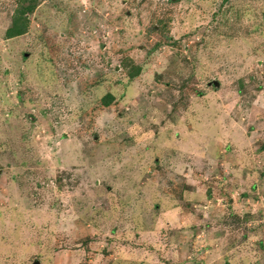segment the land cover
<instances>
[{
    "label": "rangeland",
    "instance_id": "1",
    "mask_svg": "<svg viewBox=\"0 0 264 264\" xmlns=\"http://www.w3.org/2000/svg\"><path fill=\"white\" fill-rule=\"evenodd\" d=\"M30 1L8 38L0 0V264H264V0Z\"/></svg>",
    "mask_w": 264,
    "mask_h": 264
},
{
    "label": "trees",
    "instance_id": "2",
    "mask_svg": "<svg viewBox=\"0 0 264 264\" xmlns=\"http://www.w3.org/2000/svg\"><path fill=\"white\" fill-rule=\"evenodd\" d=\"M34 7L35 4L30 0L27 5L22 6L20 4L18 9L15 11L14 15L12 16L11 26L6 31V37L11 38V37L19 36L26 32L28 26L26 14L32 12ZM139 71L140 68L135 67L133 68L132 71L129 72V76L132 78L136 76L139 73ZM111 100H112V96L110 94H106L102 99L105 105H108Z\"/></svg>",
    "mask_w": 264,
    "mask_h": 264
}]
</instances>
